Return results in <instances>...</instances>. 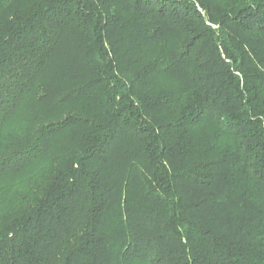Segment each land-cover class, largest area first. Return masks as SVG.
<instances>
[{
    "label": "trees",
    "instance_id": "1",
    "mask_svg": "<svg viewBox=\"0 0 264 264\" xmlns=\"http://www.w3.org/2000/svg\"><path fill=\"white\" fill-rule=\"evenodd\" d=\"M0 264H264V0H0Z\"/></svg>",
    "mask_w": 264,
    "mask_h": 264
}]
</instances>
